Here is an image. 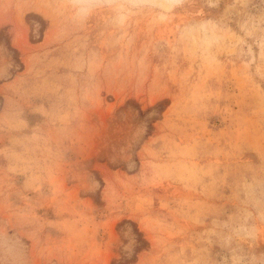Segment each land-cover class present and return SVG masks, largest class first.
I'll return each mask as SVG.
<instances>
[{
	"label": "rangeland",
	"instance_id": "374dc122",
	"mask_svg": "<svg viewBox=\"0 0 264 264\" xmlns=\"http://www.w3.org/2000/svg\"><path fill=\"white\" fill-rule=\"evenodd\" d=\"M0 264H264V0H0Z\"/></svg>",
	"mask_w": 264,
	"mask_h": 264
}]
</instances>
